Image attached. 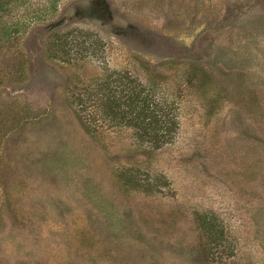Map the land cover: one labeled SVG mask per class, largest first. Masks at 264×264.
<instances>
[{
	"label": "rangeland",
	"instance_id": "rangeland-1",
	"mask_svg": "<svg viewBox=\"0 0 264 264\" xmlns=\"http://www.w3.org/2000/svg\"><path fill=\"white\" fill-rule=\"evenodd\" d=\"M3 1L0 264H264V0Z\"/></svg>",
	"mask_w": 264,
	"mask_h": 264
},
{
	"label": "trees",
	"instance_id": "trees-1",
	"mask_svg": "<svg viewBox=\"0 0 264 264\" xmlns=\"http://www.w3.org/2000/svg\"><path fill=\"white\" fill-rule=\"evenodd\" d=\"M8 2L0 1V10L6 9ZM127 89V88H126ZM111 104H117L118 101L109 100ZM124 106L122 108L121 106ZM118 110H111L113 115L120 116L123 121L130 119L131 124H135L138 128L140 127V123L148 121L149 128L143 126L142 133H145L147 136L153 137L158 135H164L168 132L167 122L164 121V117L161 115L160 120L154 119L156 117L155 113H159L157 110V104L153 102L151 99L150 93L146 92V90H142V88H137V86H131L125 93V98L122 103L119 104ZM154 117V118H153ZM158 124L155 128L154 125ZM141 130V129H140ZM144 135V134H143ZM208 219L203 220V227L206 230L214 232L209 225ZM223 234V231H221ZM219 234L217 237H222V234Z\"/></svg>",
	"mask_w": 264,
	"mask_h": 264
}]
</instances>
